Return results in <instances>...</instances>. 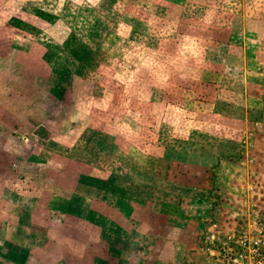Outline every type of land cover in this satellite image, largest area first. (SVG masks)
Here are the masks:
<instances>
[{
  "label": "rangeland",
  "instance_id": "374dc122",
  "mask_svg": "<svg viewBox=\"0 0 264 264\" xmlns=\"http://www.w3.org/2000/svg\"><path fill=\"white\" fill-rule=\"evenodd\" d=\"M183 1L43 0L39 15L29 5L36 18L30 16L22 30L45 34L39 42L42 56L29 61L43 71L24 78L39 79L37 99L49 115H90L91 128L102 129L105 139L95 147L98 140L89 127L94 136L83 135L78 143L89 153L98 152L101 143L114 167L120 162L139 167L180 183L182 190L204 185L203 205L192 218L200 224L195 240L201 237L205 247L183 264H264L263 243L250 254L251 244H231L243 234L264 239L255 231L264 215V168H255L253 143L243 136L245 120L253 131L264 102V0ZM13 22L19 27L17 19ZM213 110L222 115L207 118ZM117 142L123 148L150 142L154 149L148 157L139 150L133 162ZM235 185L241 192L233 201ZM138 189L131 200L146 196L145 188ZM189 193L195 199L199 194ZM176 202L183 211L188 208L183 195ZM210 223L217 227L212 230ZM204 236L215 240L205 242ZM241 253L246 260L236 258Z\"/></svg>",
  "mask_w": 264,
  "mask_h": 264
},
{
  "label": "crops",
  "instance_id": "0c3cea01",
  "mask_svg": "<svg viewBox=\"0 0 264 264\" xmlns=\"http://www.w3.org/2000/svg\"><path fill=\"white\" fill-rule=\"evenodd\" d=\"M104 1L95 0L100 4ZM43 4V0H0V263L183 264L190 254L199 255L197 248L205 246L201 237L195 240L194 229L200 224L198 218L192 217L199 214L197 207L203 205V184L192 188L183 185L182 190L180 183L160 180L139 167L121 162L114 167L116 161L108 163L101 143L99 151H95L99 157L78 145L83 135H93L91 131L98 140L95 147L105 139L102 129L98 131L96 125L91 128L90 115L61 119L60 115H49L45 102L37 99L39 79L36 77L33 82L24 76L43 71L38 62L29 61L42 56L39 42L45 34H28L22 29H27L30 16L35 17L28 6L33 5L37 15ZM14 18L19 27H13ZM262 98L263 95L261 102ZM216 99L214 95L211 98L212 102ZM231 107L228 104L222 113L228 115ZM247 108L252 110L250 105ZM214 112L205 115L211 120L222 115L219 110ZM258 112L259 121L253 124V131H248L251 121L245 120L242 135L253 143L255 168L262 170L264 102ZM116 144L122 153L132 156L133 162L138 159L139 150L148 157L154 149L150 142L142 148ZM254 160L250 159L249 164ZM141 187L146 196L131 200L135 197L133 189L141 191ZM189 190L199 193L196 199L189 197L193 195ZM240 192L236 187L233 201ZM181 195L188 201L185 211L177 206L176 199ZM209 225L212 230L217 227Z\"/></svg>",
  "mask_w": 264,
  "mask_h": 264
},
{
  "label": "built area",
  "instance_id": "2783aa9c",
  "mask_svg": "<svg viewBox=\"0 0 264 264\" xmlns=\"http://www.w3.org/2000/svg\"><path fill=\"white\" fill-rule=\"evenodd\" d=\"M255 231L256 232H260V233H264V215H263V217H261L260 218V223H257V227L255 228ZM243 237L242 238H237V241L236 242H231V244H233V245H236V246H239V245H242L243 244V248H246V244H251V246L249 247V249H248V252H249V254L250 253H254V252H256V248H258V247H261V244L260 243H263L264 244V239H262V240H256V236H254V237H251V236H248V235H242ZM211 238H213V237H211V236H204L203 237V240L205 241V242H211L212 243V239ZM214 238H213V242H214ZM253 240H255V241H253ZM247 252V251H246ZM243 253H241V254H237L236 255V258L238 259V260H242V261H244V260H246L245 259V256L244 255H242Z\"/></svg>",
  "mask_w": 264,
  "mask_h": 264
}]
</instances>
